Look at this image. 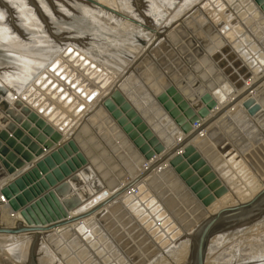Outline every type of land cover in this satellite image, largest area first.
I'll list each match as a JSON object with an SVG mask.
<instances>
[{
	"label": "rangeland",
	"instance_id": "374dc122",
	"mask_svg": "<svg viewBox=\"0 0 264 264\" xmlns=\"http://www.w3.org/2000/svg\"><path fill=\"white\" fill-rule=\"evenodd\" d=\"M23 1L27 3V5L29 6L28 8L36 10L34 7H31L28 4L29 0ZM37 1L39 2V0ZM37 1L35 0V2ZM44 1H46L45 3L48 8L42 9L43 11H45L44 9H46L45 13H48L50 11V14L48 13L50 18L48 17V15H44L45 17H47V22L49 21L48 24L50 25L52 34H50L49 30L47 29L46 21H44L40 17L39 12L36 10L34 14L37 18L36 21H39L42 24V36L46 35V37L44 36V38H46L50 42L52 41L51 43H48V41L46 43V39L45 41L44 39L41 40L42 37L37 36L38 34L35 33V31L31 27H29V29L26 25V27H24V22H21L23 18L21 17L20 20L18 14L19 11H17V9H10L12 13V15H10L8 13L9 11H7L6 8L0 5L1 8L7 12L8 16H11L8 17V22L16 26L14 28V26L8 23V27L11 26L10 28L13 32H11L12 37L15 36L16 41H18L19 43V46L20 44L24 46H20V48L22 49L17 47L18 52L19 49L22 50L20 52L24 55L23 57L29 62L31 58L34 66L36 65V67L34 68L33 64L30 62L29 71H25V74H23L24 71L20 73L22 70L19 68L18 64V66H16L15 64H12L11 66L8 64H6L5 66H1L0 79H4L3 74H8V78H10L12 81L17 80V82H13L12 85H15L14 87L12 85L2 83L0 84V89H12L15 92L17 91L15 94H12V96H17V99L20 100L23 99L22 101L26 103L32 110H34L48 123H50L57 131L61 132L63 134L62 142L68 140L66 139L68 134L72 131V129L75 128L76 125L79 124V126H77L78 128L74 130L76 133L75 136L80 142L79 144L84 148L87 156L90 159L94 160L95 164L98 165L107 182L110 183L113 187H116L121 183L126 182L127 180L129 181L132 178L133 172L136 171L137 165L144 159L142 158L144 156L141 150L138 149L139 147L137 145V142L143 136V131L151 130L156 134L157 137L160 136L161 138V135H163L164 137L167 132H170L171 128H174L176 131H180L181 128H179L177 120H189L190 117H198V114H196L195 111H193V115L192 111L186 112L181 108V93L184 92V90L188 92H196L195 81L186 79L182 72V64L189 66L187 59L194 61L192 65H196L199 63L200 66L198 67H200L201 69L200 75H203L205 73L204 75L206 76V78L211 79L210 81H213L215 84H217L218 81H216L215 72L212 71V69H214L213 66L215 65L217 71L224 74L223 72H225V69L223 68L222 63L223 60L226 61V66L224 64L225 68L228 69L231 67L234 69V72H231L230 76H228V74L224 75V80L229 83L236 92L243 89V87L237 89V87H235L236 84H245L248 80L250 81L254 77L263 76L264 0H227L228 2L224 0V2L226 1V3L224 4L226 8L223 4L221 5V7L220 5L216 7L215 11L217 12L216 14H219V16L221 17V22H224V20H231V23H233L232 30H229L228 32L226 31V36L228 37L223 38L226 41V46H217V42L219 41L216 42V37H218V35L216 36L211 31L212 29L210 27H212V25L210 24V19L207 17L208 15H204V13H202L201 15V13H199L201 10H198V6L194 7L190 11L185 12V14L177 19V21H170L171 19H173V17L181 12L179 10L180 7L184 11L185 8L189 6L187 5V2H190L191 0H184L186 3L183 0H173L174 2L172 0H165V2H163L165 4H161L164 0H156V2H154L155 0H141L140 13L138 10L139 8H137L135 5V0H120V2L124 3L126 7H129L128 9L131 8V12L133 11V13L140 18L138 20H141V22L146 25L155 26L159 29H164L165 27H170L172 25H175V27L172 30V32H174V37L170 45L172 46V48H165V50L163 49L164 51H166V55L163 57V51H159L158 53H156L159 63L143 65L140 70V78L131 81L129 83V88L125 90L126 95L124 97L127 103H129L130 106L133 107L132 111H134V116H132L133 118L128 117V112H125V114L123 115L124 118H127L126 121L128 125L132 127L131 132L129 134H125L126 137L124 136L126 142L123 143L124 145L122 147L121 143H118V141L114 142L112 145H108L107 141L103 139L101 134L98 133L94 127L87 124L83 119L99 103L101 99L99 94L100 92L102 93V91H104L103 89L107 88V91L105 90L106 93L103 92L105 94L102 93V99L108 96L114 89V87L122 82L123 77L126 75V72L130 68V66H132L130 63L128 64L126 62H134L136 59H138L137 55L139 54V51L142 48H145L146 51L147 46H142L139 43L138 38L142 39V35L140 36V34L132 31V29L121 27L119 25L112 26L111 20L109 21L110 23L106 22L105 24L101 22L99 24L98 20L96 19L98 18V15H101V11L92 8V11L89 10V13H83L84 11H81V9L76 7V5L81 4L83 6H86L87 4L83 3L80 0V2L77 0H59L60 2L58 0ZM203 1L205 0H202V2ZM157 2H159V4ZM183 2L185 4H183ZM155 3L156 6H153V4L155 5ZM68 4L70 6H68ZM157 5H160L161 7ZM251 5L254 6V9ZM71 6H73L75 10ZM158 7L160 9L164 7L162 8V10L166 7L165 12H163L164 10L162 11V15L160 14L161 10ZM67 9H69L70 11H67ZM167 9L170 11H167ZM64 13L68 14L65 15ZM16 15L17 17H15ZM236 19H238V22H236ZM89 20L94 22L95 25H91V22ZM167 22L170 24L166 25ZM102 24L104 27H106V29H103L104 27L102 26ZM108 24L110 25V28L108 27ZM60 26H62L61 30ZM22 27H24V29ZM65 27H67L66 30L64 29ZM114 27H120L121 29L119 28L115 31ZM67 29L69 30L67 31ZM141 29L143 28L141 27ZM143 30L145 31V29ZM216 30V32L220 31L218 29ZM146 32L149 33L148 31H145V33ZM30 36L32 38L37 36V39H32ZM155 39L156 36L154 37V40ZM40 40L41 42H44L40 43ZM143 40L146 42L145 39ZM34 41L38 44L34 43ZM21 42L24 43L22 44ZM152 42H150V44ZM146 44H148V42H146ZM43 45L46 47H44ZM211 46H215V48L217 47L216 51L218 55L216 56L219 58L217 59H221L222 61L220 60L217 63V61L214 60L216 62L215 63L213 60H210L208 56V49ZM228 46L229 48H227ZM50 47L53 52L50 51ZM26 48L27 50L31 49L29 50L30 53L25 50ZM35 48L37 51L34 52ZM42 48H45V51H47L48 53L47 55L44 54L46 52ZM69 48H72V51ZM38 51L41 53V55L40 53H38ZM33 52L38 56L33 57ZM26 53H29V55ZM53 53L54 56H51L53 55ZM133 53L136 54L134 55ZM42 55H46V57H42ZM29 56H32L33 58H29ZM134 56L137 58H135ZM250 56V61L252 62L251 64H248L245 61L243 62L242 60V64L240 65V67L236 65L237 61L245 57L248 58ZM204 57L209 60V62L207 60L208 63L203 60ZM40 58L41 61H44L46 59V62H40ZM47 59H49L50 61H47ZM37 61L40 63V65ZM49 62L51 63V66ZM46 63H48V65ZM46 65L48 67L50 66L49 68L51 70ZM243 68H248L247 71L249 74L243 73L241 71V69ZM30 69L31 72L36 71L34 76L32 75L33 72L31 73V75L33 76L31 77V79L30 77H27V75L30 74ZM37 69L39 72L37 71ZM69 69H71V71ZM42 72L44 73L40 76L39 74H41ZM81 72L84 74H82ZM86 72L89 74H87ZM15 76H18V78H15ZM232 76H235L236 79L230 78ZM20 79H26V81L24 80L26 84L23 82V80H21L23 82V84H21ZM62 81H64L63 84ZM39 82H41V84ZM81 82H84V85ZM199 82L204 86L201 80H199ZM17 83H19L20 85H18ZM68 84H70V86ZM6 86L8 89L6 88ZM9 86H11V88ZM17 86H23L22 88L20 87L21 89L19 88L21 91L15 88ZM221 86L222 84H220L218 87L219 91H222L219 92L220 94L218 95V97L224 94ZM30 89H32L33 93ZM261 90L263 91L264 88H262ZM25 92L26 94L28 93L27 97ZM21 93L22 95L20 96L19 94ZM29 93H31L32 95H30ZM35 94H39L36 99ZM99 97L100 99L98 101L97 98ZM94 98H96L95 101L93 100ZM259 103L261 105L263 104V102ZM90 105H95V107L92 106L91 109ZM189 105V107L191 108L192 104ZM87 106L88 108H90L88 109ZM143 110H148L149 116H145ZM242 110L244 112L241 117L234 118L228 115L216 126H214L213 130L215 138L210 139V141L208 140L210 148L212 147V150H209V153L206 154L204 158L210 165L218 164L213 168V171H222V173L227 172L228 176L227 174L226 176L227 178H231L230 182L234 184V189L242 188L244 191L243 193H249L250 189H252L253 187L257 188L258 186H260L258 176L264 177V126L259 125L258 118L254 115H251V112L247 109V107L242 106L240 111ZM263 111L264 108L260 110V113H263ZM80 113H83V116L80 115ZM146 118H150L151 123L155 126V128L153 126L152 128L150 126H145L146 123L144 119ZM80 119H82L81 122L79 121ZM168 122H170L172 127L166 126V123ZM133 133L137 134V136L131 138L134 135ZM110 135L111 137L109 138V140L112 138L114 139V135ZM160 142L163 144V141ZM118 145H120V149ZM132 145L133 147H135V153H137L136 155L133 153V150L129 148ZM130 150L132 151V154ZM210 156H212V159H209ZM218 169L221 170L218 171ZM227 178H221L222 180H219L222 187L228 189V187H231V185H229V181L228 183L224 182L227 181ZM149 190L150 192L148 191V193L144 190L143 196H135V199L133 201L135 207L133 209L136 208V210H130L129 212H131V214L124 209H117L111 213L112 216L110 223L108 224L109 227L107 230H105V232H107V237L97 240L96 249H92L89 244L87 246V243L83 238L79 237V235H67L66 237L56 236L49 245L47 243V240L45 241V244L47 243L46 245L48 246V248H44L49 250V253L47 252V250L42 251L43 244H41V246H38L35 255L37 263L58 264L54 259H51L52 262L54 261L53 263L49 261V257H51L49 255H52L50 253L51 251H54L56 254H58V259H61L62 261L71 259L74 264H100L99 261H101L102 264H147L149 260H153L157 255L158 256L150 264H178L179 262V264H190L192 258L191 241L189 242L186 240L187 242H189L187 255H185L184 253H178L179 255L175 253L176 250L179 251L181 248V245H178L179 241L172 244L170 243L172 242V240H176L178 238V236L182 232V227L185 228L188 226V228H190L191 226L192 228V226L195 225L193 224V222H196L200 218L202 213H200L198 209L195 208V206L188 205L187 201L184 200L183 195L178 194L176 191L174 192L173 190H170V188H168V190L170 191V194L168 193V195L170 196L171 194H173L174 200L177 202V206H172V208L169 209L167 207L165 208L162 203L160 204V202L157 201L160 205H162L160 207V205H157L158 203L155 204V202L150 198L151 196L153 197V195L155 196V193H153L151 189ZM231 193L234 194V192L228 191L225 197L218 200L221 204H218L219 202L217 201L218 203L214 205L215 208L218 209L217 211L224 209L222 207L223 205H226L225 208H227L229 204H232L231 206L239 204V202L233 204L236 199L232 197L233 195L231 196ZM105 194V191L97 194L93 198V200L89 202V206L102 200V198L105 197ZM231 197L232 199H230ZM223 199L224 201H221ZM87 205L85 206L87 207ZM230 205L228 207H230ZM85 206L82 209L86 208ZM1 214L3 215V213ZM259 222L262 223L260 224ZM0 223L2 224L1 221ZM263 223L264 216L242 228L240 226H236L238 225L236 223L228 224L232 225V228H225V230L222 232V235H218L219 237H222L221 239L219 238L220 240L216 239L215 241L212 239V242L210 244L211 250L209 248V258L207 257V263L209 262V264H214L216 261H223L221 264H223L224 262V264H264ZM192 234L193 232L190 235ZM216 237H214V239ZM29 238L30 236H23V238L16 240V242ZM97 238L98 237L95 236V239ZM0 239L5 240L4 242H0V264H29V249L26 252L24 258L21 257L22 259L20 261L15 257L13 258V256L12 259L6 251H8L7 247L14 244L15 242L9 244V242H11L10 240H7L5 238ZM186 241L182 240L179 244ZM159 247L160 249H162L161 252ZM168 249L171 252L173 251V254L169 252ZM98 250L103 251L102 255H98ZM45 252L49 255L45 254ZM182 255H185L187 257H183ZM160 257L161 259H165L161 260ZM178 258L180 261L178 260ZM182 258L184 259L182 260ZM215 264L220 263L218 262Z\"/></svg>",
	"mask_w": 264,
	"mask_h": 264
},
{
	"label": "water",
	"instance_id": "95a60500",
	"mask_svg": "<svg viewBox=\"0 0 264 264\" xmlns=\"http://www.w3.org/2000/svg\"><path fill=\"white\" fill-rule=\"evenodd\" d=\"M82 1L117 18L131 21L156 36V39L147 46V50L136 59L128 69L124 80L114 87L110 97L101 101L94 111L86 116V121L84 120L101 134L108 145H112L114 142L118 141V143H121L122 147L124 145L123 143L126 142L124 139L126 137L125 134H129L132 130V127L128 125L126 121L127 118H124L123 115L125 112H128V117H132L134 116V111H132L133 107L127 103L124 97L126 95L125 89L122 91L121 87L124 82L129 80L133 81V79L136 80L135 78L140 77V70L143 65L159 63L158 57L156 56V53L159 52V44L161 41H164L161 47L172 48L170 45L173 37L169 38L168 35L169 33L171 34L175 25L165 27L160 31V29L155 26L143 25L97 1ZM140 3L141 0H135V5L139 8V13ZM30 5L39 10L42 19L45 18L44 14L33 0H30ZM253 7L254 6H252V8ZM89 21L91 25H95L94 22L91 20ZM210 28L216 36L218 35V37H216V42L219 41L217 42V46H226V41L219 35V32H216V29L213 27ZM47 29L50 34H52L50 26ZM226 30L227 32L229 31V29ZM138 39L142 46L146 45L143 39ZM216 48L215 46H211L208 49L209 53H207L218 63L221 59L218 60L219 58L216 56L218 55ZM227 48H229V46ZM203 60L206 63L209 62L206 57H204ZM242 60L248 64L252 63L250 61L251 56L248 58L245 57L236 62L238 67L242 64ZM187 62L189 66L182 64V72L186 79L195 81L196 92L184 90V92H182L183 94L181 93V108L186 112L195 111L198 117H190L189 120H177V124L179 128H181L180 131L171 128L170 132H167L164 137L161 135V138L160 136L157 137L151 130L143 131L141 139L138 142L136 141L138 143V149L141 150L144 156L142 157L144 158L143 160H153L156 155L163 154V156L140 174L138 169L144 167V161L142 160L137 165L136 171L132 174V178H135L133 181L121 188L120 191L116 192L103 203L94 207L88 213L78 217L71 218L69 213L87 203L103 191L105 183L89 161L87 154L84 153V150L81 149L79 143L76 141L77 137L72 136L68 142L61 145L58 149L44 155L46 151L53 149L54 145L63 139L62 133L55 131V129L46 123L38 113L30 109L22 101H16L14 107L6 109L5 111L0 110V152H2V154H0V184L6 182L5 185L0 188V193L8 199L12 209L15 212H19L22 217V220L16 221L13 227H7L0 223V235H10L13 237H19L23 234L31 235L29 264H38L35 257L36 250L45 240V235L47 233L54 229L67 227L80 220L91 218L93 214L104 209L135 185L139 184L143 179L148 178L163 162L173 158L175 155L182 152V150H185V154L183 156H175L176 158L172 161V166L170 168L163 172L161 171L160 173L153 174L144 185L155 193V196L153 195L154 199L169 209H171L172 206H177L173 194L170 196L168 195V193L170 194L168 188H170V190L183 195L188 205H193L198 209V205L211 204L213 200L220 199L226 195L228 189L222 187L217 176L220 175L219 170L221 169H218L219 172H214L212 167H216V164L210 166L204 158L205 155L209 153V150H212L208 141L206 139L200 141L204 146L208 144L204 147L205 151L201 150L203 154H201L196 147H189V144L207 130L210 131L208 137L214 139V123L222 118L240 100L249 96V94L262 85L264 83V73L263 77H261L254 86L250 87L241 95H238L233 87L224 80V75L228 74V76H230V73L234 72V69L231 67L228 69L225 68L227 64L226 61L223 60L222 63L225 69V72H223L224 74L218 72L215 65L213 66L214 69H212V71L216 74L217 84L210 81L211 79L206 78L204 75L205 73L200 75L201 69L198 67L200 66L199 63L192 65L194 61L190 59H187ZM247 69L243 68L241 71L245 74H249ZM230 78L236 79L235 76ZM199 80L203 82L204 86ZM220 84H222L221 88L224 94L218 97L220 94L219 92H222L218 89ZM245 84L238 83L235 87L240 89V87H244ZM7 91L8 90L0 89V97L5 96ZM259 92L260 93L256 96L247 99L243 106L247 107L251 115L258 118L259 125L264 126V111L260 113L262 106L259 103V100H262L264 103L262 97L264 96V90ZM230 98L232 102L227 105L226 102ZM219 103L224 106L222 110L214 116H210L211 111L216 109ZM189 104H192L191 108ZM104 110H107V112L111 114H108L110 117L107 116ZM144 113L145 116H149L148 110L144 111ZM242 115V111H237L233 117L239 118ZM100 119L104 120L105 125L110 127L108 131L104 129V125L100 123ZM112 119H114L116 123H114ZM144 120L146 123L145 126H150L151 128L153 126L155 128L150 118ZM196 124H198L199 127L194 130ZM166 126L172 127L170 122L166 123ZM182 133L185 137L176 143V138L181 136ZM110 134L114 135V139L112 138L109 140L111 137ZM136 136L137 134H134L130 137L133 138ZM160 141H163V144ZM166 146L169 148L172 146L174 147L166 153ZM118 147L119 149L121 148L120 145H118ZM129 148L133 150L135 155L137 154L135 153L136 151L133 145ZM209 159H212V156H210ZM28 164L31 165V167L25 172H22ZM172 167L175 168L176 171H174ZM143 190L146 191V188L144 187ZM192 192L194 193L193 196ZM130 198L134 201L135 196L130 195ZM3 204L4 202H0V207H2ZM117 209H119L118 204L110 211L102 214L99 222H95L94 220L90 221L87 227H81L80 225L75 231L72 228L63 229L59 233V236L79 235V237L83 238L92 249H96L97 240L107 237V232H105V230L109 227L108 224L111 220V213ZM199 212L202 213L201 211ZM263 216L264 189L253 200L246 204L223 209L213 216H208V218L205 217L204 214H201L200 224L195 228L193 234L188 237L192 247L190 264H206L210 242L216 235L222 233L225 228H232V225L228 224L236 223L238 224L236 226L242 228ZM184 229L189 228L187 226ZM95 236L98 238L95 239ZM97 252L98 255H102L103 251L98 250Z\"/></svg>",
	"mask_w": 264,
	"mask_h": 264
},
{
	"label": "bare ground",
	"instance_id": "6f19581e",
	"mask_svg": "<svg viewBox=\"0 0 264 264\" xmlns=\"http://www.w3.org/2000/svg\"><path fill=\"white\" fill-rule=\"evenodd\" d=\"M34 1V3L40 8V11H42V13L43 14H46V16L48 15V13L50 14V11L48 12V13H45V11H46V9H44L45 11H43V9L42 8H48V6H46V1H44V0H39V2L37 1V2H35V0H33ZM59 1V0H58ZM63 1V0H62ZM70 1H72V0H70ZM77 1H79V0H77ZM80 1H82V0H80ZM79 1V2H80ZM94 1H97V2H99L100 4H102V5H105L106 7H109L110 9H113L114 11H118L119 13H122V14H124V15H126L127 17H130L131 19H134V20H136V21H138L139 23H142L141 22V20H138V19H140L139 17H137L136 16V14H134L133 13V11L131 12V8L130 9H128L129 7H126L125 5H124V3H121L120 2V0H94ZM152 1V0H151ZM159 1V0H158ZM171 1V0H170ZM173 1V0H172ZM184 1V0H183ZM188 1H190V0H188ZM227 1V0H226ZM226 1L224 2V0H205V1H203L202 2V0H201V2H200V0H191L190 2H187V5H189V6H187L186 8H185V10L183 11L182 10V8L180 7V13H178L175 17H173V19H171L170 21H177V19H179L183 14H185V12H187V11H190L191 9H193L194 7H196V6H198L197 8H198V10H201L199 13H201V15H202V13H204V15H208L207 17L210 19L209 21L211 22L210 24L212 25V27L214 28V29H218V30H220V31H218V32H220V36L222 37V38H226L227 36V30L226 29H229V30H232V28H233V23H231V20H224V22H221V17L219 16V14L217 15L216 13V7H218V5H220V7H221V5L223 4H225L226 3ZM28 2V1H27ZM60 2V1H59ZM83 3H85L84 1H82ZM81 2V3H82ZM154 2H156V0L154 1ZM163 2H165V0L164 1H162V3L161 4H165V3H163ZM167 2V1H166ZM174 2V1H173ZM185 2V1H184ZM183 2V4H185ZM228 2V1H227ZM54 3V2H53ZM66 3V2H65ZM70 3H72V2H70ZM75 3V2H74ZM158 4H159V2H157ZM29 5H30V0H29V3H28ZM49 4V3H48ZM52 4V3H51ZM87 5L86 6H83V5H81V4H77L76 5V7H78V8H80L81 9V11H84L83 13H89V10H91L92 11V8H95L96 10H98V11H101V15H98L97 17V19L96 18H94V19H96V20H98V23L100 24L101 22H103V23H105L106 24V22H109L110 20H111V24H112V26H116V25H119V26H121V27H125V28H129V29H132V31H135L136 33H138V34H140V36L142 35V39H145L146 40V42H148V44H146L145 46H148L149 44H150V42H152L153 40H154V37H155V35H153V34H151V33H145V31L143 30V29H141V27L139 28V26L137 25H134L133 23H131V21L129 22V21H127V20H122V19H120V18H117V17H115V16H113V15H111V14H109V13H106V12H104L103 10H100V9H98L97 7H95V6H93V5H91V4H88V3H86ZM171 4V3H170ZM0 5L1 6H3L4 8H6L7 9V11H9L8 13L10 14V15H12V13H11V10L10 9H17V11H19V13L18 12H16V13H18L19 14V17H20V20H21V17L23 18V20H21V22H24V27H26V26H28V29H29V27H31L34 31H35V33H37L38 35L37 36H41L42 37V39L41 40H43L44 39V41H45V39L46 38H44V36L46 37V35H44V36H42V33H43V27H42V24L39 22V21H36V15L34 14L35 12H36V10H34V9H31V8H28L29 6L27 5V3L25 2V1H23V0H0ZM81 5V6H80ZM167 5V4H166ZM1 6H0V67L1 66H5L6 64H8V65H12V64H15L16 66H18L19 65V68L22 70L20 73H22L23 71H24V73L23 74H25L26 72L25 71H29V66H30V62L32 63V61H31V58L30 57H32V56H29V58H30V62L27 60V59H25L23 56V54H21V52L20 51H22V50H20V49H22V48H20V46H23V45H21L20 44V46H19V43H18V41H16V38H15V36L14 37H12V35H11V26L10 27H8V23H10V22H8V17L10 16H8V14H7V12L6 11H4L2 8H1ZM31 6V5H30ZM60 6V5H59ZM68 6H70L69 4H68ZM87 6H90V7H87ZM153 6H156V3H155V5L153 4ZM157 6H159V7H161L160 5H157ZM164 6V5H163ZM168 6V5H167ZM166 6V7H167ZM169 6H171V5H169ZM179 6V5H178ZM200 6V7H199ZM225 6V5H224ZM223 6V7H224ZM32 7V6H31ZM52 7H53V5H52ZM55 7V6H54ZM58 7V6H57ZM71 7H73V6H71ZM158 7V8H159ZM166 7H165V9H166ZM182 7H183V5H182ZM74 8V7H73ZM157 8V7H156ZM155 8V9H156ZM162 8H164V7H162ZM162 8L160 9L161 11H160V14L162 13V11L163 12H165V9H163L162 10ZM173 8V7H172ZM172 8H170V9H172ZM178 8V7H177ZM176 8V9H177ZM200 8V9H199ZM225 8H226V6H225ZM51 9V8H50ZM55 9V8H54ZM53 9V10H54ZM64 9V8H63ZM159 9H158V11H159ZM176 9H175V11H176ZM74 10H75V8H74ZM38 12H39V10H37ZM67 11H70L69 9H67ZM97 11V12H98ZM167 11H170V10H168L167 9ZM37 12V13H38ZM64 12V11H63ZM54 13H55V11H54ZM58 13H59V11H58ZM91 13V12H90ZM168 13V12H167ZM177 13V12H176ZM175 13V14H176ZM40 14V13H39ZM65 14V13H64ZM66 14H68V13H66ZM65 14V15H66ZM70 14V13H69ZM82 14V13H81ZM173 14V13H172ZM235 14V13H234ZM38 15V14H37ZM56 15V14H55ZM59 15V14H58ZM63 15V14H62ZM84 15V14H83ZM93 15V14H92ZM91 15V16H92ZM95 15V14H94ZM162 15V14H161ZM45 16V15H44ZM223 16V15H222ZM11 17V16H10ZM14 17V16H13ZM15 17H17V15L15 16ZM40 17L42 18V16H41V14H40ZM48 17H49V15H48ZM62 17V16H61ZM60 17V18H61ZM94 17V16H93ZM92 17V18H93ZM96 17V16H95ZM226 17V16H225ZM227 17H228V15H227ZM40 18V19H41ZM47 17H45L43 20L44 21H46V24L48 25V27L50 26L49 24H48V22H47V19H46ZM50 18V17H49ZM51 18H53V17H51ZM170 18H172V17H170ZM12 19V18H11ZM62 19V18H61ZM93 19V20H94ZM19 20V21H20ZM168 20V19H167ZM237 21L236 22H238V19H236ZM13 21V20H12ZM17 21V20H16ZM42 21V20H41ZM59 21V20H58ZM169 21V22H170ZM222 21H223V19H222ZM15 22V21H14ZM43 22V21H42ZM110 23V22H109ZM172 23V22H171ZM11 24V23H10ZM18 24H19V22H18ZM21 24V23H20ZM46 24H44V25H46ZM96 24H97V21H96ZM143 25H144V23H142ZM167 24H170V23H166V25ZM12 26H14V24H11ZM22 25V24H21ZM26 25V26H25ZM18 26V25H17ZM101 26V25H100ZM102 26H103V24H102ZM111 26V27H112ZM16 26H14V28H15ZM24 27H22L23 29H24ZM47 27V28H48ZM104 27V26H103ZM108 27L110 28V25L108 24ZM46 28V27H45ZM61 28H62V26H60V30H61ZM66 28L67 27H65L64 29L66 30ZM102 28V27H101ZM115 28V27H114ZM120 27H117V28H115V31H116V29H119ZM70 29V28H69ZM69 29H67V31L69 30ZM103 29H106V27H104ZM121 29V28H120ZM87 30V29H86ZM108 30V29H107ZM112 30H113V28H112ZM29 31V30H28ZM30 31H31V29H30ZM66 31V32H67ZM102 31V30H101ZM122 31V30H121ZM160 31H162V29H160ZM217 31V30H216ZM20 32V31H19ZM98 32V31H97ZM119 32H120V30H119ZM13 33V32H12ZM27 33V32H26ZM111 33V32H110ZM116 33V32H115ZM118 33V32H117ZM49 34V33H48ZM19 35V34H18ZM21 35V34H20ZM50 35V34H49ZM118 35H120V34H118ZM27 36V35H26ZM29 36V35H28ZM37 36L36 37H33L34 39H37ZM31 37V36H30ZM168 37L169 38H172V37H174V32H172L171 31V34L169 33V35H168ZM32 38V37H31ZM32 38V39H33ZM39 38V37H38ZM52 38V37H51ZM26 39V38H25ZM32 39H30V40H32ZM54 39V38H53ZM111 39V38H110ZM27 40H28V38H27ZM41 40H40V43H43L44 41H42L41 42ZM130 40H132V39H130ZM47 41H48V43L50 42L49 40H47L46 39V43H47ZM19 42H20V40H19ZM52 42V41H51ZM50 42V43H51ZM163 42L164 41H161L160 42V44H159V50L158 51H163L164 52V54H162V57L163 56H165L166 55V51H164L165 50V48H163V47H161V45L163 44ZM22 43V42H21ZM24 43V42H23ZM22 43V44H23ZM34 43H37V42H35L34 41ZM27 44V43H26ZM38 44V43H37ZM53 45V44H52ZM44 46V45H43ZM43 46H41V47H43ZM49 46V45H48ZM141 46V45H140ZM20 48L19 49V52H18V48ZM24 47V46H23ZM26 47V46H25ZM27 47H28V45H27ZM33 47V46H32ZM31 47V48H32ZM44 47H46V46H44ZM52 47V46H51ZM51 47H50V51H52L51 50ZM56 47V46H55ZM34 48V47H33ZM48 48V47H47ZM130 48V47H129ZM142 48V47H141ZM39 49H40V47H39ZM42 49H44V51H45V48H42ZM53 49V48H52ZM57 49V48H56ZM70 49V48H69ZM72 49V48H71ZM70 49V50H71ZM136 49V48H135ZM164 49V50H163ZM27 52H29V50H31V49H28L27 50V48L25 49ZM33 50V49H32ZM47 50V49H46ZM140 50V49H139ZM138 50V51H139ZM147 50V49H146ZM23 51H24V49H23ZM35 51H37L36 50V48L34 49V52ZM41 51V50H40ZM57 51V50H56ZM72 51V50H71ZM133 51V50H132ZM145 51V48H142L140 51H139V54L137 55V57L139 58V56L143 53ZM34 52H33V54H34ZM46 53H44V54H48L47 53V51H45ZM48 52H49V50H48ZM53 52V51H52ZM54 52H55V50H54ZM59 52V51H58ZM30 53V52H29ZM29 53H26V54H28L29 55ZM38 53H40L39 51H38ZM42 53V54H43ZM63 53H64V50H63ZM132 53V52H131ZM24 54H25V52H24ZM33 54H31V55H33ZM57 54V53H56ZM55 54V55H56ZM60 54V53H59ZM134 54V53H133ZM136 54V53H135ZM134 54V55H135ZM40 55H41V53H40ZM46 55L45 56H43L42 55V57H46ZM50 55V54H49ZM48 55V56H49ZM37 57L38 55H33V57ZM47 56V57H48ZM51 56H54V53H53V55H51ZM50 56V57H51ZM69 56V55H68ZM209 56V58H210V60L212 61H214V59L210 56V55H208ZM26 57V56H25ZM32 57V58H33ZM41 57V58H42ZM56 57H58V56H56ZM72 57V56H71ZM135 57V56H134ZM137 57H135V58H137ZM28 58V57H27ZM41 58L39 59L40 60V62H42V63H45L46 61V59L43 61H41ZM38 59V58H37ZM43 59V58H42ZM67 59V58H66ZM65 59V60H66ZM49 59H47V61H48ZM52 60H53V57H52ZM130 60H132V59H130ZM133 60H135V59H133ZM50 61V60H49ZM57 61V60H56ZM128 61V60H127ZM34 62V61H33ZM38 62V61H37ZM54 62V61H53ZM35 63H36V61H35ZM39 63V62H38ZM50 63V62H49ZM126 63H130L131 65L134 63V62H130V61H128V62H126ZM18 64V65H17ZM33 64V63H32ZM47 65H48V63H46ZM54 64V63H53ZM67 64V63H66ZM39 65H40V63H39ZM46 65V66H47ZM58 65H60V64H58ZM214 65V64H213ZM14 66V65H13ZM32 66V65H31ZM33 66H34V64H33ZM38 66V65H37ZM50 66H51V63H50ZM49 66V67H50ZM53 66V65H52ZM70 66V65H69ZM130 66V65H129ZM36 67V65L34 66V68ZM43 67H45V66H43ZM48 67V66H47ZM48 67V68H49ZM131 67V66H130ZM18 68V69H19ZM34 68H32V69H34ZM58 68H59V66H58ZM3 69V68H2ZM10 69V68H9ZM17 69V70H18ZM39 69H40V67H39ZM42 69V68H41ZM50 69V68H49ZM7 70V69H6ZM45 70V69H44ZM48 70V69H47ZM51 70V69H50ZM67 70V69H66ZM66 70H64V71H66ZM70 71H71V69H69ZM37 71H38V69H37ZM125 71V70H124ZM123 71V72H124ZM33 72V73H32ZM31 72V69H30V74L29 75H31V73H32V75L34 76V74H35V72L36 71H32ZM39 72V71H38ZM122 72V73H123ZM43 73L44 72H42L41 74H39L40 76L41 75H43ZM54 73V72H53ZM52 73V74H53ZM82 73V72H81ZM87 73V72H86ZM17 74V73H16ZM51 74V75H52ZM63 74V73H62ZM68 74V73H67ZM77 74V73H76ZM75 74V75H76ZM82 74H84V73H82ZM87 74H89V73H87ZM124 74V73H123ZM4 75V79H0V84H2V83H5V84H9V85H12L13 84V82L15 81H12L10 78H8L9 77V75L8 74H3ZM29 75H27V77H30V79H31V77H33L32 75L31 76H29ZM48 75V74H47ZM64 75H65V73H64ZM72 75V74H71ZM18 76H21V75H18ZM18 76L16 77L15 76V78H18ZM23 76V75H22ZM26 76V75H25ZM50 76V75H49ZM80 76V75H79ZM121 76H122V74H121ZM133 76V75H132ZM2 77V76H1ZM38 77V76H37ZM45 77V76H44ZM51 77V76H50ZM61 77V76H60ZM124 77H126V76H124ZM124 77H123V80H124ZM261 77H263V76H260V77H254V78H252V80H248L247 82H246V84H245V86L243 87V89L242 90H240V91H238V92H236L238 95H241L242 93H244V92H246L250 87H252V86H254L255 84L254 83H256L255 81H258L259 79H261ZM13 78H14V76H13ZM22 78V77H21ZM42 78V77H41ZM46 78V77H45ZM48 78V77H47ZM56 78V77H55ZM58 78H59V76H58ZM63 78H64V76H63ZM68 78V77H67ZM70 78H71V76H70ZM75 78V77H74ZM121 78V77H120ZM138 79L140 78V77H137ZM137 78H135V79H137ZM27 79V78H26ZM26 79H24L25 81H26ZM30 79H28V80H30ZM36 79V78H35ZM35 79H34V81H35ZM54 79V78H53ZM61 79V78H60ZM79 79V78H78ZM77 79V80H78ZM82 79V78H81ZM130 79H132V78H130ZM19 80V79H18ZM21 80H23V79H20V81ZM23 80V82L25 83V81ZM43 80V79H42ZM52 80V79H51ZM58 80V79H57ZM65 80V79H64ZM72 80V79H71ZM134 80V79H133ZM60 81V80H59ZM68 81V80H67ZM81 81V80H80ZM15 82H17V80L15 81ZM23 82L21 81V84H23ZM58 82V81H57ZM63 82L64 81H62V84H63ZM79 82V81H78ZM116 82V81H115ZM114 82V83H115ZM131 82V80H129V81H126V82H124V84L122 85V87H121V89H122V91L125 89H128L129 88V83ZM20 83V82H19ZM19 83H17L18 85H20ZM27 83H28V81H27ZM40 84H41V82H39ZM56 83V82H55ZM66 83V82H65ZM68 83V82H67ZM80 83V82H79ZM82 84L84 83V82H81ZM86 83V82H85ZM14 84H16V83H14ZM26 84V83H25ZM24 84V85H25ZM76 84H78V83H76ZM82 84H80V85H82ZM102 84V83H101ZM104 84H106V83H104ZM38 85V84H37ZM69 86H70V84H68ZM75 85V84H74ZM73 85V86H74ZM84 85V84H83ZM111 85V84H110ZM13 86V85H12ZM15 86V85H14ZM13 86V87H14ZM36 86V85H35ZM42 86V85H41ZM40 86V87H41ZM63 86H66V85H63ZM102 86V85H101ZM107 86V85H106ZM10 88H11V86H9ZM21 87V86H20ZM20 87H15L17 90H20L21 88ZM46 87V86H45ZM44 87V88H45ZM55 87V86H54ZM105 87V86H104ZM103 87V88H104ZM6 88H7V86H6ZM20 88V89H19ZM63 88V87H62ZM61 88V89H62ZM262 88H264V83L262 84V85H260L257 89H255L251 94H249V96H247V97H245L244 99H242V100H240L233 108H231L222 118H220L217 122H215L214 123V126H216L221 120H223L226 116H228V115H230V116H232L233 117V115H234V113H236L237 111H240L241 110V108H242V106L244 105V103H245V101L247 100V99H249V98H251V97H253V96H256L257 94H259L260 92V90L262 89ZM8 89V88H7ZM27 89H28V87H27ZM46 89V88H45ZM25 90V89H24ZM31 90V92L33 93V91H32V89H30ZM104 91H102V93L103 92H105L106 93V91H107V88L106 89H103ZM106 90V91H105ZM111 90V89H110ZM21 91V90H20ZM28 91V90H27ZM40 91V90H39ZM17 92V91H16ZM14 90H12V89H8V91H7V94L5 95V96H3V97H0L1 99H0V110H2V111H5L6 109H9V108H12V107H14V105H15V103H16V101H22L23 99H17V96H12V94H15L16 93ZM30 92V91H29ZM38 92V91H37ZM108 92H109V90H108ZM112 92V91H111ZM34 93H35V91H34ZM39 93V92H38ZM101 92H100V97H101V99L103 98L102 96H103V94H105V93H103L102 94ZM25 94H26V92H25ZM30 95H32L31 93H29ZM102 94V95H101ZM20 96L22 95V93L21 94H19ZM27 95H28V93L26 94V97H27ZM39 94H35V99L37 98V96H38ZM110 95H111V93L108 95V96H106L105 97V95H104V99H106V98H109L110 97ZM187 95V94H186ZM34 96V95H33ZM100 97L99 98H97V100L99 101V99H100ZM263 97V99H264V96H262ZM261 97V98H262ZM95 99L96 98H94L93 100L95 101ZM100 99V101H99V103L98 104H100L101 103V101H103L104 99H102L101 100ZM96 100V101H97ZM93 101V102H94ZM23 102V101H22ZM89 102V101H88ZM232 102V99L230 98V99H228V101L226 102L227 103V105L228 104H230ZM259 102H261L262 103V100H259ZM24 103V102H23ZM96 103V102H95ZM94 103V104H95ZM25 105H27L26 103H24ZM90 104H93V103H90ZM97 104V105H98ZM87 105H88V103H87ZM28 106V105H27ZM86 106V105H85ZM91 106V105H90ZM92 106H94L95 107V105H92ZM92 106H91V109H92ZM262 106V108H264V103L261 105ZM29 107V106H28ZM97 107V106H96ZM95 107V108H96ZM224 106H222L220 103L219 104H217V107H216V109H214L213 111H211V114H210V116H214L216 113H218L219 111H221L222 110V108H223ZM30 108V107H29ZM87 108H88V106H87ZM86 108V109H87ZM90 108V107H89ZM88 108V109H89ZM94 108V109H95ZM220 108V109H219ZM31 109V108H30ZM85 109V108H84ZM94 109L93 110H91L89 113H91L92 111H94ZM83 111V110H82ZM86 111H88V110H86ZM105 112H106V114H107V116L108 117H110L109 115H111L109 112H107V110H104ZM242 112H244L243 110H242ZM85 113V112H84ZM88 113V114H89ZM83 114V113H82ZM81 113H80V115H82ZM86 114V113H85ZM87 114V115H88ZM109 114V115H108ZM86 115V116H87ZM83 116V115H82ZM41 117V116H40ZM80 117V116H79ZM42 118V117H41ZM82 118V117H81ZM86 118V117H85ZM85 118L83 119V120H85ZM46 123H48L44 118H42ZM80 122L82 121V119H80L79 120ZM86 121V120H85ZM112 121L114 122V123H116L115 122V120L114 119H112ZM79 122V123H80ZM100 123H102L103 125H104V129H106L107 131L109 130V128L110 127H108L107 125H105V122H104V120H102V119H100ZM259 123V122H258ZM51 127H53L50 123H48ZM81 124V123H80ZM77 126H79V124L78 125H76L75 126V128L74 129H72V131L68 134V136H67V138L66 139H68L67 141H64V142H62L63 141V139L59 142V143H56L55 145H54V147H53V149H51V150H49V151H46V153L44 154V155H47V154H49L50 152H52L53 150H55V149H58L61 145H63L64 143H66V142H68L69 141V139L72 137V136H75L76 135V133H75V129H77L78 127ZM54 128V127H53ZM55 129V128H54ZM55 131H57L56 129H55ZM74 131V132H73ZM77 131V130H76ZM209 130H207L206 132H204L203 134H201L198 138H196L191 144H189V147H196V149L201 153V154H203V152H201V150H204L205 151V146H207L208 144H206L205 146L204 145H202V143H200V141L202 140V139H206L207 141L210 139L209 137H208V134L210 133V131L208 132ZM59 132V131H58ZM73 134V135H72ZM63 135V134H62ZM185 137V135L182 133L181 134V136H178V138H177V140H176V143H178V141H180V139L182 140L183 138ZM203 137V138H202ZM63 138V137H62ZM209 138V139H208ZM76 141L78 142V143H80L77 139H76ZM105 143V142H104ZM206 143V142H205ZM208 143H209V141H208ZM201 144V145H200ZM80 145V144H79ZM80 147H81V149L82 150H84V148L80 145ZM174 146H172V147H165V152L167 153L168 151H170L172 148H173ZM215 147V146H214ZM185 151V150H184ZM183 150H182V152H180V153H178L177 155H179V156H183L184 154H185V152H184ZM164 152V153H165ZM84 153H86L85 151H84ZM0 154H2V152H0ZM87 154V153H86ZM177 155H175L176 157H178ZM163 156V154H161V155H156L155 156V158H153V160H146L145 159V161H144V167L143 168H139L138 170L140 171L139 173L141 174V173H143L148 167H150L151 165H153V163H155L156 161H158L159 159H160V157H162ZM173 157V158H170L169 160H167V161H165V162H163L159 167H157L156 168V170L153 172V174H156V173H160L161 171L163 172V171H165L166 169H168V168H170L171 166H172V161L176 158V157ZM89 161L92 163V165L94 166V168L96 169V171H97V173L99 174V176L100 177H102V179H103V181H104V183H105V185H104V189H103V191H105V197L104 198H102V200H100V201H98V202H96V203H94V204H92L91 206H89V202L91 201V200H93V198L90 200V201H88L87 203H85V204H83L82 206H80L79 208H77V209H75V210H73L72 212H70L69 213V216L71 217V218H73V217H78V216H80V215H84V214H86V213H88L89 211H91L94 207H96L97 205H99V204H101V203H103L104 201H106L108 198H110L112 195H114L116 192H118V191H120V189L121 188H123V187H125V186H127L128 184H129V182L128 183H126V182H124V183H121L120 185H118V186H116V187H113L110 183H108L107 182V180L105 179V177H104V175L102 174V172L100 171V168L98 167V165L97 164H95V162H94V160H92V159H90L89 158ZM143 163V162H142ZM210 165V164H209ZM218 165V164H217ZM216 165V166H217ZM210 166H212V165H210ZM31 167V165H29L28 164V166H26L25 167V170H23L22 172H25L28 168H30ZM172 169H174V171H176L175 170V168H173L172 167ZM212 169H213V167H212ZM215 172V171H214ZM220 173V175H218V178L220 179V180H222L221 178H224V179H226L227 178V176H228V174H227V172H224V173H222V171H220L219 172ZM152 174V175H153ZM226 174H227V176H226ZM152 175H150L148 178H145V179H143L139 184H137V185H135L133 188H131L128 192H126L125 194H123L121 197H119L118 199H116L114 202H112L111 204H109L108 206H106L104 209H102L101 211H99V212H97V213H95V214H93L92 216H91V218H89V219H83V220H80V221H78V222H76V223H73V224H71V225H68L67 227H61V228H58V229H54L53 231H51V232H49V233H47L46 235H45V240L41 243V244H43V249H42V251H44V250H47V249H45V248H48V246L46 245L47 243H48V245L51 243V241L54 239V237H56V236H59V233L63 230V229H66V228H72L74 231L76 230V228L78 227V226H80L81 225V227H87L88 226V224H89V222L90 221H95V222H99V219H100V216H102V214H104V213H106V212H108V211H110L111 209H113L114 207H115V205H117L118 204V206H119V209H121V210H125V211H127V212H129L130 210H136V208L135 209H133L135 206H134V204H133V201L131 200V198H130V195H134V196H136L137 194L138 195H140V196H143V193H144V187L146 188V192L148 193V191L150 192V190H149V188L148 187H146V186H144L145 184H146V182H147V180L152 176ZM13 178V177H12ZM135 178H131L130 179V182L131 181H133ZM230 179L231 178H227V181H224L225 183H228V181H229V185H231V187L229 186L228 187V191H232V192H234V194H232L231 193V196L232 197H234L236 200L233 202V204H235V203H237V202H239V204H237V205H234V206H231L230 204V207H228L227 206V208H231V207H236V206H238V205H241V204H246V203H248V202H250L251 200H253L261 191H263V189H264V177H260V176H258V180L260 181V186H258L257 188H252V189H250V192L249 193H243L244 191H243V189L242 188H239V189H234V184L233 183H231L230 182ZM123 182V181H122ZM5 183L6 182H4V183H1L0 184V188L1 187H3L4 185H5ZM231 183V184H230ZM233 187V188H232ZM142 190V191H141ZM103 191H101V192H103ZM228 193V192H227ZM193 192H192V196H193ZM223 197H225V195L223 196ZM222 197V198H223ZM232 197L230 198V199H232ZM155 203H158L155 199H154V197H150ZM222 198H220V199H222ZM220 199H215V200H213V202L211 203V204H206V205H198L199 207H198V211H201L202 212V215L204 214V216L205 217H207L208 218V216H213V215H215V214H217L219 211H221V210H223V209H221V210H219V211H217L218 209L217 208H215V204L216 203H218L219 201L218 200H220ZM226 199H227V196H226ZM4 201V204L2 205V207H0V211H1V213H3V215L0 213V221L2 222V225H6L7 227H13L14 225H15V222L16 221H19V220H22V217H21V215H20V213L19 212H15L13 209H12V207L9 205V201H8V199H6V197L4 196V195H2L1 193H0V202L2 203ZM218 201V202H217ZM221 201H224V199L223 200H221ZM232 201V200H231ZM231 203V202H230ZM88 204V205H87ZM133 204V205H132ZM161 204V203H160ZM159 203L157 204L158 206L160 205ZM218 204H221L220 202L218 203ZM225 204V203H224ZM85 205H87V207L85 206ZM222 205H223V203H222ZM86 207V208H84V209H82L83 207ZM162 205H160V207H161ZM226 206V205H225ZM225 206L223 205L222 207L224 208V209H227V208H225ZM221 207V208H222ZM166 208V207H165ZM217 211V212H216ZM130 214H131V212H129ZM214 213V214H213ZM133 214V213H132ZM12 217H11V216ZM201 217V216H200ZM203 218V217H202ZM200 222H201V219L199 218L196 222H193V224H195L194 226H192V228H189V229H184L183 227L181 228L182 229V232L180 233V235L178 236V238L176 239V240H172V242L171 241H169V242H171L170 244H172V243H176V242H178L179 241V243H180V241H189L190 242V239L188 238L189 237V235L195 230V228L200 224ZM260 224L262 223V222H259ZM259 224V225H260ZM264 224V223H263ZM258 225V224H257ZM218 235H222V233H220V234H218ZM218 235H216L215 237V239L213 238V240H215L216 241V239H221L222 237H219ZM23 236H30V238L32 237L31 235H25V234H23L22 236H19V237H13V236H10V235H0V238H5V239H7V240H10L11 242H9V244H12V243H14V244H12V245H10L9 247H7L8 248V251H6L7 252V254H9L10 256H11V258H12V256H13V258L15 257L17 260H21L22 258H24V256H25V254H26V252L28 251V249H29V246H30V238L29 239H26V240H21V241H17L16 242V240H19V239H21V238H23ZM219 239V240H220ZM1 241L0 242H4L5 240H3V239H0ZM47 240V243L45 244V241ZM183 242V243H181V244H179L178 243V245H181V248H180V250L179 251H177L176 249H174V250H176L175 251V253L176 254H178V253H184L185 255H187V252H188V247H189V242ZM218 241V240H217ZM212 242V241H211ZM211 242H210V244H211ZM87 246H88V244H87ZM86 246V247H87ZM169 246V245H168ZM167 246V247H168ZM176 246V245H175ZM45 247V248H44ZM50 247V246H49ZM166 247V248H167ZM179 248H177V249H179ZM209 248H210V250H211V247H210V245H209ZM159 249H160V247H159ZM170 249V248H169ZM168 249V251L169 252H171L170 250ZM172 249V248H171ZM165 250V249H164ZM49 250H47V252H48ZM162 251V249H160V252ZM50 252V251H49ZM48 252V253H49ZM169 252H167V253H169ZM173 252V251H172ZM171 252V253H172ZM208 252H209V250H208ZM5 253V252H4ZM48 253H46L45 252V254H48ZM174 253V254H175ZM252 253V252H251ZM24 254V255H23ZM50 254H52V255H49V256H51V257H49L50 259H49V261H51L52 262V260L51 259H54L55 261H57V263L58 264H74L73 263V261L71 260V259H67V260H65V261H61L60 259H58V254H56L54 251H51V253ZM173 254V253H172ZM171 254V255H172ZM53 255H54V257H53ZM179 255V254H178ZM181 255V254H180ZM185 255H182L183 257L185 256ZM158 256V255H157ZM156 256V257H157ZM162 256V255H161ZM22 257V258H21ZM53 257V258H52ZM155 257V258H156ZM185 257H187V256H185ZM207 257H208V255H207ZM12 258V259H13ZM154 258V259H155ZM163 258V257H162ZM181 258V257H180ZM209 258V257H208ZM242 258V257H241ZM253 258V257H252ZM153 259V260H154ZM160 259H161V257H160ZM159 259V260H160ZM165 259V258H164ZM164 259H161V260H164ZM184 258H182V260H183ZM243 259H244V257H243ZM152 259L151 260H149L148 262H147V264H150L152 261H153ZM158 260V259H157ZM156 260V261H157ZM176 260H177V258H176ZM178 260H179V258H178ZM229 260V259H228ZM232 260H233V258H232ZM99 261V260H98ZM180 261V260H179ZM178 261V262H179ZM18 262V261H17ZM54 262V261H53ZM52 262V263H53ZM177 262V263H178ZM215 262V261H214ZM220 264L223 262H220V261H218ZM217 261L215 262V263H218ZM49 263V262H48ZM99 263L100 264H102V262L101 261H99ZM180 263V262H179ZM178 263V264H179ZM211 263V262H210ZM213 263V262H212ZM214 263V264H215ZM225 263V262H224ZM223 263V264H224ZM226 263H227V261H226ZM233 263V262H232ZM206 264H209V262L207 263V259H206ZM228 264V263H227ZM231 264V263H230Z\"/></svg>",
	"mask_w": 264,
	"mask_h": 264
},
{
	"label": "built area",
	"instance_id": "2783aa9c",
	"mask_svg": "<svg viewBox=\"0 0 264 264\" xmlns=\"http://www.w3.org/2000/svg\"><path fill=\"white\" fill-rule=\"evenodd\" d=\"M198 127H199V125L196 124V125L194 126V130L197 129ZM3 202H4V201H3Z\"/></svg>",
	"mask_w": 264,
	"mask_h": 264
},
{
	"label": "crops",
	"instance_id": "0c3cea01",
	"mask_svg": "<svg viewBox=\"0 0 264 264\" xmlns=\"http://www.w3.org/2000/svg\"><path fill=\"white\" fill-rule=\"evenodd\" d=\"M220 109V108H219ZM130 181V180H129ZM128 180L126 181L127 183L129 182Z\"/></svg>",
	"mask_w": 264,
	"mask_h": 264
}]
</instances>
